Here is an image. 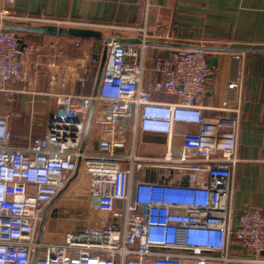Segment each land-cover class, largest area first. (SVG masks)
Returning a JSON list of instances; mask_svg holds the SVG:
<instances>
[{
    "label": "built area",
    "instance_id": "1",
    "mask_svg": "<svg viewBox=\"0 0 264 264\" xmlns=\"http://www.w3.org/2000/svg\"><path fill=\"white\" fill-rule=\"evenodd\" d=\"M7 21L110 26L0 10V92L8 97L18 91L10 82L25 80L41 63L39 58L28 67L22 63L20 37L3 28ZM115 26L137 29L140 38L104 39L108 61L96 93H77L74 84H85L101 57L87 51L54 55L58 59L44 62L45 93L56 101L57 111L44 133L33 135L26 146H12L9 116H0V264H32L39 246L47 253L34 264L264 263V209H248L232 224L237 131L230 115L239 112L241 54L230 55L225 94L209 107L226 115L210 119L204 97L211 66L204 47L178 49L175 58L157 55L153 72L159 77L147 85L145 53L151 39L171 45V34L153 33L146 24ZM25 50L41 54L38 44ZM89 119L96 126L95 149L83 145ZM78 177L87 180L92 223L67 232L61 242H39L43 211ZM234 240L253 256L232 254Z\"/></svg>",
    "mask_w": 264,
    "mask_h": 264
},
{
    "label": "crops",
    "instance_id": "2",
    "mask_svg": "<svg viewBox=\"0 0 264 264\" xmlns=\"http://www.w3.org/2000/svg\"><path fill=\"white\" fill-rule=\"evenodd\" d=\"M5 7L20 13L83 18L110 25L96 29L70 27L91 29L99 32L101 37L15 31L25 40L26 46L38 44L41 49L38 57L28 54L26 50L20 51V59L25 66L32 65L38 58L41 65L29 69L25 80L10 82L18 91L7 96L8 99L16 100V104L24 106L26 112V117L18 127L9 120L11 145L17 147L28 145L33 135L43 134L48 119L57 111L56 101L45 93L49 85L44 62L54 55L80 56L85 51L92 53L95 58L101 57V65H92L89 80L85 84H74L77 93H94L98 75L108 61V55L102 47L104 39L137 42L140 38L137 29L115 25L146 24L153 33L163 29L171 34L174 40L171 45L161 43L154 39L155 36L151 39V45L145 53L144 82L147 85L159 77L153 72L154 58L159 54L175 58L178 49L198 46L208 51V59L216 56L217 64L210 65L211 74L204 97V103L208 106L205 114L210 119L226 115L209 107L225 94L230 55L240 53L242 83L239 112L230 115L235 120L237 131L230 198L232 224L237 225L240 214L248 209H264V0H12L7 5L4 0H0V10ZM6 23L52 26L16 21ZM61 40H64L63 43ZM54 41L56 47L52 46ZM156 97L169 99L163 94H157ZM95 129V125L89 124L86 130L83 145L87 149L97 147V140L93 139ZM87 186L86 177H78L66 190L64 199L60 196L47 205L37 234L39 242H61L67 232L92 223ZM117 206L121 211L124 210V202L119 201ZM67 207L72 209L67 214L60 210ZM62 214L66 216H60ZM46 253V247L39 246L33 252L32 259L43 257ZM231 253L245 258L253 256L236 240L232 243ZM228 264L264 263L247 260Z\"/></svg>",
    "mask_w": 264,
    "mask_h": 264
},
{
    "label": "water",
    "instance_id": "3",
    "mask_svg": "<svg viewBox=\"0 0 264 264\" xmlns=\"http://www.w3.org/2000/svg\"><path fill=\"white\" fill-rule=\"evenodd\" d=\"M3 28L13 30V31H20V30H25L29 32H39V33H49V34H72V35H84V36H89V35H95L98 37H101V34L97 31L91 30V29H78V28H57L56 26H29L26 24H21V23H4ZM18 43H19V49L20 51H23L26 42L22 38H18ZM208 62L210 65H216L217 64V57H212L211 59H208ZM101 74L102 72L99 73L98 78H97V83H96V89L94 93L97 92L98 84L101 79ZM93 111V107H92ZM91 111V113H92ZM90 124V119L88 121V127L87 131L89 128ZM86 131V132H87ZM77 175V173L75 174ZM35 263V259L32 261V264Z\"/></svg>",
    "mask_w": 264,
    "mask_h": 264
},
{
    "label": "rangeland",
    "instance_id": "4",
    "mask_svg": "<svg viewBox=\"0 0 264 264\" xmlns=\"http://www.w3.org/2000/svg\"><path fill=\"white\" fill-rule=\"evenodd\" d=\"M63 43L64 40H61ZM12 99V98H11ZM8 99L7 96L0 93V116H9V120L11 119V123L13 126H20L21 121L26 117L25 107L16 104V100ZM31 115V114H30ZM34 116L38 117V114L34 113ZM31 117V116H30ZM36 118V117H35ZM35 120V119H34ZM66 195V193H65ZM65 195H62L60 198H65ZM65 203V202H64ZM62 212L69 213L72 209L69 207L60 209ZM66 214H62L60 216H66Z\"/></svg>",
    "mask_w": 264,
    "mask_h": 264
},
{
    "label": "trees",
    "instance_id": "5",
    "mask_svg": "<svg viewBox=\"0 0 264 264\" xmlns=\"http://www.w3.org/2000/svg\"><path fill=\"white\" fill-rule=\"evenodd\" d=\"M19 33H22V32H19Z\"/></svg>",
    "mask_w": 264,
    "mask_h": 264
}]
</instances>
